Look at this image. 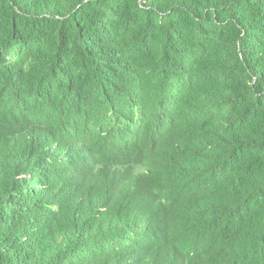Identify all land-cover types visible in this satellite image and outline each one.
<instances>
[{
  "label": "trees",
  "instance_id": "obj_1",
  "mask_svg": "<svg viewBox=\"0 0 264 264\" xmlns=\"http://www.w3.org/2000/svg\"><path fill=\"white\" fill-rule=\"evenodd\" d=\"M0 264H264V0H0Z\"/></svg>",
  "mask_w": 264,
  "mask_h": 264
}]
</instances>
